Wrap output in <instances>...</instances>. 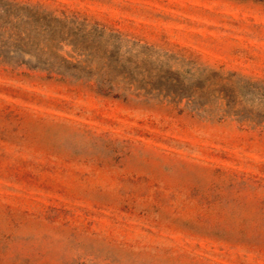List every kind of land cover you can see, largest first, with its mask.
<instances>
[{"label":"rangeland","instance_id":"374dc122","mask_svg":"<svg viewBox=\"0 0 264 264\" xmlns=\"http://www.w3.org/2000/svg\"><path fill=\"white\" fill-rule=\"evenodd\" d=\"M0 264H264V0H0Z\"/></svg>","mask_w":264,"mask_h":264}]
</instances>
